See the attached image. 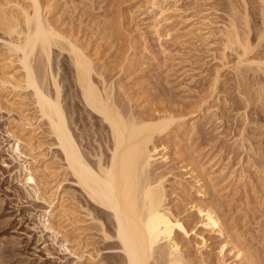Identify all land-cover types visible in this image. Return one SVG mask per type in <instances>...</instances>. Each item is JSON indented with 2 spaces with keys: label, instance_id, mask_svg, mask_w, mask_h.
<instances>
[{
  "label": "rangeland",
  "instance_id": "1",
  "mask_svg": "<svg viewBox=\"0 0 264 264\" xmlns=\"http://www.w3.org/2000/svg\"><path fill=\"white\" fill-rule=\"evenodd\" d=\"M40 1L50 19L101 67L125 109L139 116L192 114L202 105L194 131L181 136L171 128L155 140L168 146L173 160L172 169L164 171L169 192L183 174L180 167L193 166L211 178L205 190L190 189L184 181L183 200L170 196L173 209L189 224L184 244L193 256L205 241L206 263L218 264L219 247L230 235L255 264H264V74H234L235 55L224 50L218 35V27L233 20L244 30L246 12L254 42L264 16L258 0H180L160 38L151 29L153 14L145 0ZM2 31L0 39H5ZM2 51L0 46V78L11 70ZM52 52L73 135L84 152L94 154L101 147L105 156L107 128L81 102L68 55ZM31 98L25 90L0 91V264H124L116 241L104 239L99 229L101 223L113 236L111 218L60 169L61 155L37 120ZM24 114L33 128L25 125ZM16 139L21 158L12 151ZM24 166L34 173L32 189L25 185ZM43 198L52 201L51 207ZM61 205L67 216L54 217ZM207 207L220 216L223 237L200 224L197 209ZM51 210L52 217H42ZM43 219H49L56 235L42 226Z\"/></svg>",
  "mask_w": 264,
  "mask_h": 264
},
{
  "label": "bare ground",
  "instance_id": "2",
  "mask_svg": "<svg viewBox=\"0 0 264 264\" xmlns=\"http://www.w3.org/2000/svg\"><path fill=\"white\" fill-rule=\"evenodd\" d=\"M179 1H144L146 9L153 14L151 29L155 36L161 37L160 31L169 23ZM258 4L264 13V0H258ZM45 8L40 0H0V28L6 37L0 39V46L8 55L4 66L11 69L0 78V91L25 90L30 93L37 120L46 125L61 155L60 169L68 172L89 201L105 210L111 218L113 236L101 223L99 229L104 239L116 241L124 264H207L202 252L205 241L196 246L193 256L184 244L190 237L189 224L173 209L170 196L174 194L175 198L183 200L186 196L184 181L189 183L190 189L194 186L207 189L210 175L198 172L193 166L180 167L183 174L176 181L177 187L169 192L166 187L168 173L164 171L172 169L173 160L168 146L155 142L157 137L170 133L171 128L181 136L194 131L197 118L204 114L202 105L192 114L168 112L139 116L130 108L125 109L117 100L114 85L106 82L101 67L96 65L86 48L60 29L50 19V10ZM243 20L242 31L234 20L218 27L223 48L235 55L234 74L242 71L264 74V16L254 42L249 37L251 30L246 12ZM53 49L68 55L81 102L107 128L105 156L101 147L94 154L84 152L69 127L62 105V87L58 73L53 71ZM13 64L15 68H12ZM24 122L29 128L34 127L25 114ZM19 144L20 140L16 139L12 151L21 158ZM24 171L25 185L31 189L36 187L34 173L26 166ZM233 171L228 178L232 179ZM42 200L48 206L52 203ZM52 212H45L42 217H52ZM197 212L201 217L200 224L207 231L221 237L225 235L221 218L214 208H198ZM87 215L92 217L90 213ZM57 216H67L63 205L54 217ZM41 222L46 230L57 234L49 219ZM226 239L218 250L221 256L218 264H255L250 253L236 239L230 235Z\"/></svg>",
  "mask_w": 264,
  "mask_h": 264
},
{
  "label": "snow or ice",
  "instance_id": "3",
  "mask_svg": "<svg viewBox=\"0 0 264 264\" xmlns=\"http://www.w3.org/2000/svg\"><path fill=\"white\" fill-rule=\"evenodd\" d=\"M178 227H179V225H178Z\"/></svg>",
  "mask_w": 264,
  "mask_h": 264
}]
</instances>
